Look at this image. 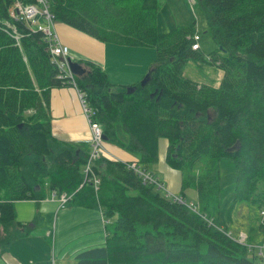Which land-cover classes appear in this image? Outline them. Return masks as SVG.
<instances>
[{"label": "trees", "instance_id": "obj_1", "mask_svg": "<svg viewBox=\"0 0 264 264\" xmlns=\"http://www.w3.org/2000/svg\"><path fill=\"white\" fill-rule=\"evenodd\" d=\"M45 1L54 22L101 42L154 48L156 58L143 84L111 83L83 59V74L59 77L41 31L9 15L15 0H0V229L15 220L14 201L47 189L108 221L104 243L77 253L75 264H264V243L249 245L246 234L241 242L214 221L223 158L236 170L234 200L264 201V0H198L216 45L207 56L191 48L193 24L159 32V0ZM189 59L220 69L219 84L185 76ZM69 85L85 95L107 140L138 156L139 170L155 177L158 140H168L165 159L181 172L184 202L105 154L85 173L90 152L51 133L50 90Z\"/></svg>", "mask_w": 264, "mask_h": 264}, {"label": "crops", "instance_id": "obj_2", "mask_svg": "<svg viewBox=\"0 0 264 264\" xmlns=\"http://www.w3.org/2000/svg\"><path fill=\"white\" fill-rule=\"evenodd\" d=\"M157 26L160 28V23ZM53 31L69 46L72 59L99 65L114 84L132 85L140 81L156 58L154 48L101 42L62 22H55ZM185 68L183 74L187 76ZM50 112L51 133L56 139L91 152V130L75 86L50 90ZM167 145V139L159 138L153 174L168 195L181 196V172L167 164ZM100 154L124 162L138 161L136 154L108 140L101 145ZM188 193L195 194L192 190ZM13 206L15 220L0 229V264H49L52 259L56 264H75L77 253L104 243L107 220L97 207L61 205L48 190L41 199L17 200ZM11 233L14 238L5 241Z\"/></svg>", "mask_w": 264, "mask_h": 264}, {"label": "rangeland", "instance_id": "obj_3", "mask_svg": "<svg viewBox=\"0 0 264 264\" xmlns=\"http://www.w3.org/2000/svg\"><path fill=\"white\" fill-rule=\"evenodd\" d=\"M158 22L160 23V33L193 24V30L200 36L199 43L203 55L207 56L210 51L216 48L208 31L207 21L198 0H159ZM185 74L190 79L207 81L212 85H217L222 77L220 69L197 59H189L186 64ZM164 139L166 140V138ZM105 141L107 140H103V143ZM219 168L220 217H216L214 221L216 224L226 227L233 235L239 234L240 237L242 234H246L247 244L254 246L262 245L264 243V227L261 224V219H264V217H261L260 211L264 210V201L255 203L250 200H234L235 167L229 159L223 158L220 160ZM186 198L187 200L191 199L193 202L197 200L196 193L191 196L188 193Z\"/></svg>", "mask_w": 264, "mask_h": 264}, {"label": "built area", "instance_id": "obj_4", "mask_svg": "<svg viewBox=\"0 0 264 264\" xmlns=\"http://www.w3.org/2000/svg\"><path fill=\"white\" fill-rule=\"evenodd\" d=\"M34 3H41L42 10H39ZM9 15L12 18H16L17 16H19L21 19L28 22L30 27L33 28V30L36 29L41 31L45 39L48 41L50 53L53 55L57 63V67L59 69V77L73 78V73L70 71L67 61L70 52L69 46L61 42L58 35L53 31V25H54L53 16L49 13L48 4L46 3L45 0H34V1L29 0L25 4H23L21 0H15L14 6L9 11ZM13 37L16 39L18 43L19 34L15 32V29L13 30ZM199 39L200 36L197 32H194L191 35V40L193 41L191 44V48L193 50H198L200 48ZM79 97L84 115L87 118L91 130L90 140H91L92 150L90 152V157L88 158L86 167L84 168L85 173H87L90 170L91 161L96 159L100 155V147L103 144V138H102L103 127L101 126V124L97 123L92 119L91 114L93 115L94 111L88 105L85 95L80 91H79ZM129 166L131 168H134L139 174H141L145 180L156 183L157 186L162 187V184L159 183L158 179H156L149 173L139 170V168L136 167L135 162H130ZM93 182L95 188L97 189L98 188L97 185L99 182L98 179L93 178ZM51 195L56 196L54 192H51ZM57 197L61 205H64L70 198V196L64 193L58 195ZM174 199L179 202H183L182 198L179 196H174ZM244 239H245V234H242L239 237V241L243 242ZM262 248H264V245H262L259 250V254L261 255H263ZM49 264H56V262L52 259L49 262Z\"/></svg>", "mask_w": 264, "mask_h": 264}, {"label": "water", "instance_id": "obj_5", "mask_svg": "<svg viewBox=\"0 0 264 264\" xmlns=\"http://www.w3.org/2000/svg\"><path fill=\"white\" fill-rule=\"evenodd\" d=\"M67 61H68V67L74 76H79L86 71L85 68L77 60L68 57ZM144 80H145L144 77L140 79L141 84H143ZM131 88L132 87L129 86L128 90H130ZM103 139L107 140V136L103 135Z\"/></svg>", "mask_w": 264, "mask_h": 264}, {"label": "bare ground", "instance_id": "obj_6", "mask_svg": "<svg viewBox=\"0 0 264 264\" xmlns=\"http://www.w3.org/2000/svg\"><path fill=\"white\" fill-rule=\"evenodd\" d=\"M104 135V134H103ZM102 138H103V136H102ZM104 140V139H103Z\"/></svg>", "mask_w": 264, "mask_h": 264}]
</instances>
